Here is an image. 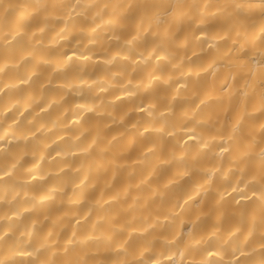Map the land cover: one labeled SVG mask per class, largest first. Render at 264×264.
Returning <instances> with one entry per match:
<instances>
[{"label": "clouds", "instance_id": "9594fccd", "mask_svg": "<svg viewBox=\"0 0 264 264\" xmlns=\"http://www.w3.org/2000/svg\"><path fill=\"white\" fill-rule=\"evenodd\" d=\"M0 264H264V0H0Z\"/></svg>", "mask_w": 264, "mask_h": 264}]
</instances>
